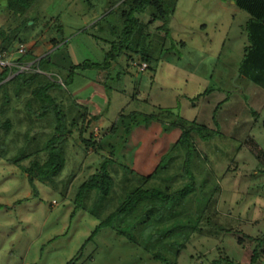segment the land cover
Wrapping results in <instances>:
<instances>
[{"label": "rangeland", "instance_id": "374dc122", "mask_svg": "<svg viewBox=\"0 0 264 264\" xmlns=\"http://www.w3.org/2000/svg\"><path fill=\"white\" fill-rule=\"evenodd\" d=\"M3 6L4 0H0V12ZM31 12L37 22L27 23L20 34L24 44L14 50L20 46L26 50L33 48L32 43L44 33L53 39L55 17L59 18L57 26L62 28L63 42H67L66 46L62 42L58 49L48 53L49 63L36 71L58 86L52 96L62 103L66 116L60 134L65 164L51 181L34 179L32 184L19 169L27 168L31 159L19 160L40 150L52 136L50 115V119L36 121L37 132H28L26 140L19 137L17 144L9 147L6 159L0 158V264H66L97 225L89 212L74 209V199L79 186L94 173L101 156L107 154L108 143L124 149L115 157V168L121 164L148 175L157 162V155L153 153L161 147L162 151L164 146L170 147L180 133L172 126L175 116L162 114L157 117L165 128L167 123L170 128L152 124L133 128L128 143L121 148L128 123L122 128L119 122L116 136L103 139L101 149L104 150L91 154L79 144L78 133L69 126L72 116L79 112L74 103L85 107L89 114L104 113L99 124L91 129L93 136L98 132L100 137L125 107L126 112L155 115L159 114L156 109H166L175 112L181 120L197 118L199 124L216 132L214 117L218 134L194 141L197 153L192 154L189 171L197 181L198 193L205 194L203 202L217 198L218 223L226 231L205 228L211 236L193 240L178 264H193L189 257L201 255L209 261L225 255L235 264H249V242L239 244L238 240L243 236L264 235V159L248 140L249 137L264 148V85L253 81L254 71L242 65L243 49L247 46L244 33L247 14L231 5V0H178L165 44L172 43L173 49L161 54L153 78L151 73L136 75L131 69L132 75L116 79L118 68H111L107 74L78 72L72 84L63 88L61 81L65 82L67 75V66L63 67L67 56L72 65L103 60L104 46L81 34L99 12H90V1L85 0H37ZM11 22L12 19L0 13V25L7 28ZM173 42H181L182 48ZM47 50L46 46L39 55ZM60 57L63 59L56 62ZM206 90L207 96L193 104L189 101ZM33 136L34 142L30 141ZM11 138L10 134L7 143ZM152 140L154 145L148 151L147 145ZM39 158L42 160L44 154ZM14 159L17 166L9 163ZM254 172L258 175L252 179ZM86 205L90 207V202ZM76 264L158 263H152L142 250L102 229L85 246ZM255 264H264V259Z\"/></svg>", "mask_w": 264, "mask_h": 264}, {"label": "trees", "instance_id": "16d2710c", "mask_svg": "<svg viewBox=\"0 0 264 264\" xmlns=\"http://www.w3.org/2000/svg\"><path fill=\"white\" fill-rule=\"evenodd\" d=\"M85 1L87 3L90 1V12L99 14L93 19L90 27L81 34L87 35L95 44L104 46L103 60L101 63L88 61L75 65L70 63L65 82L61 81L63 88L72 84L78 72L107 74L111 68H118L116 79L132 75V63H145L146 70L142 73L134 70L136 75L151 73L153 78L154 67L159 62L161 54L173 49L172 43L171 46L165 44L169 38V21L178 0ZM233 2L234 7L248 16L244 26L247 46L243 49L242 65L254 71L253 81L264 85V0ZM36 3L37 0H4L0 13L12 19V22L7 28L0 27V54L2 52L11 54L17 45L24 44L20 34L27 28L28 22H33L32 25L37 22L31 12ZM58 19L54 18L56 29L51 41L52 49L64 41L62 28L57 26ZM48 26L49 24L45 28ZM173 44L178 48H182L183 45L181 42ZM63 45L66 46L67 42H63ZM67 59L69 60L68 56ZM10 62L13 64L11 67L0 66V158L6 159L9 147L16 145L19 137L26 140L28 132H37L36 121L51 117L52 136L45 140L40 150L36 149L19 160L31 159L27 168L19 167L30 184L34 179L51 181L65 164L60 134L64 130L62 124L66 116L62 110V103L58 102L56 96H52L58 87L57 84L36 72L49 63L48 56L37 60L27 51L24 55L12 57ZM23 65H29L28 71L19 72L18 66ZM208 93L206 90L189 101L193 104ZM73 105L79 112L72 116L69 126L78 133L79 144L91 154L97 155L99 150H104L101 149L103 139L116 136L119 122L122 128L125 122L128 123L124 129L125 137L120 144L121 148L128 143L133 128L149 125L165 128L163 122L159 120L160 117H157L162 114L175 116L176 121L172 126L180 133L170 147L164 146V152L161 147L153 153L157 155L155 158L158 163L152 165L153 170L148 175L121 164L118 165L119 168H115V157L124 149H118L108 143L107 154L101 156V163L79 186L74 199V209L89 212L97 225L79 251L66 264H76L85 246L89 242L92 243L102 229H108L132 247L139 248L152 263L158 264H178L181 254L188 249L193 240L211 236L210 232L204 231L205 228L226 231L218 223L217 198L203 202L205 194L198 193L200 190L196 185L197 181L189 171L192 154L197 153L194 141L207 140L215 133L218 134L214 117L212 122L215 124L216 132L199 124L197 118L191 121L181 120L175 112L166 109H156L159 114L155 115L139 111L126 112L125 107L121 109L111 128L101 137L97 132L96 138L91 129L97 126L104 113L92 115L85 107L77 103ZM47 126L50 127L49 124ZM166 128H170V124L167 123ZM10 134L12 138L7 143ZM34 137L30 141L34 142ZM153 145L152 140L147 145V150L150 151ZM41 153L44 154L42 160L39 158ZM9 161L6 162L18 165L16 159ZM216 191L217 188L214 192ZM89 202L90 207L86 205ZM244 241H248L251 248L249 264L264 259V235L259 238L243 236L238 243ZM189 259L193 264H235L225 255L211 261L205 255L198 258L190 256Z\"/></svg>", "mask_w": 264, "mask_h": 264}, {"label": "crops", "instance_id": "0c3cea01", "mask_svg": "<svg viewBox=\"0 0 264 264\" xmlns=\"http://www.w3.org/2000/svg\"><path fill=\"white\" fill-rule=\"evenodd\" d=\"M233 0H231V2H232ZM231 5H232V3H231ZM1 26H4V25H0V27ZM57 39H59V37L57 38ZM51 41H52V39H50V36L48 35V34H46V33H44L42 36H41V38L40 39H38V41H34L33 43H32V46H33V48H28V53H30L34 58H36L37 60L38 59H40V58H42L43 56H45V55H47L48 53H50L51 51H53V50H56V49H58V47L60 46V45H58L55 49H52V46H51ZM63 45V44H62ZM46 46H47V51L45 52V54L44 55H39L45 48H46ZM43 49V50H42ZM11 54H12V57L14 58V57H16L14 54H13V51H11ZM61 59H63V58H56L55 59V61L56 62H60L61 61ZM69 61H68V59H64V66L63 67H66L67 66V68H68V66H69ZM66 65V66H65ZM60 66V65H59ZM62 67V68H63ZM59 68V67H58ZM61 68V69H62ZM62 70H64V69H62ZM61 70V71H62ZM39 73V72H38ZM39 74H41V75H45V74H43V73H39ZM248 140H249V142L251 143V145L253 146V148H254V150L255 151H257L258 153H259V155H262L261 157L264 159V148H263V146H261L258 142H254V141H252L249 137H248ZM138 149H136V151H137ZM256 175H258V174H256L255 172H254V174L252 175V176H250V177H253L252 179H254V177L256 176ZM29 196V195H28ZM254 208V210H255V208L256 207H253Z\"/></svg>", "mask_w": 264, "mask_h": 264}, {"label": "built area", "instance_id": "2783aa9c", "mask_svg": "<svg viewBox=\"0 0 264 264\" xmlns=\"http://www.w3.org/2000/svg\"><path fill=\"white\" fill-rule=\"evenodd\" d=\"M27 52V50L20 46L16 50L13 51V54L15 56H21L24 55ZM11 53V52H10ZM12 58V54H8V52H2L0 54V66L2 67H11L13 64L10 62V59ZM133 70H135L137 73H142L146 70L147 66L145 63H132ZM19 72L28 71L29 65H23L18 66ZM97 138V135H94Z\"/></svg>", "mask_w": 264, "mask_h": 264}, {"label": "water", "instance_id": "95a60500", "mask_svg": "<svg viewBox=\"0 0 264 264\" xmlns=\"http://www.w3.org/2000/svg\"><path fill=\"white\" fill-rule=\"evenodd\" d=\"M231 3H232V5L234 4V2H233V1H232ZM6 81H7V80H6Z\"/></svg>", "mask_w": 264, "mask_h": 264}]
</instances>
